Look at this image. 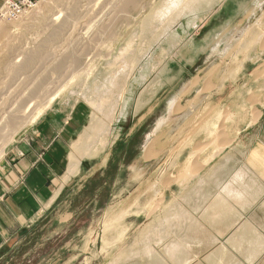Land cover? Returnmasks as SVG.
Returning <instances> with one entry per match:
<instances>
[{
  "label": "rangeland",
  "instance_id": "rangeland-1",
  "mask_svg": "<svg viewBox=\"0 0 264 264\" xmlns=\"http://www.w3.org/2000/svg\"><path fill=\"white\" fill-rule=\"evenodd\" d=\"M125 2L42 0L0 22V161L57 109L62 119L86 109L97 137L95 157L0 249V264H234L224 219L251 195L234 196V142L245 172L249 121L264 105V0H200L167 33L164 17L143 28L170 0ZM70 52L75 63L56 71ZM29 55L13 76L10 63Z\"/></svg>",
  "mask_w": 264,
  "mask_h": 264
},
{
  "label": "crops",
  "instance_id": "crops-1",
  "mask_svg": "<svg viewBox=\"0 0 264 264\" xmlns=\"http://www.w3.org/2000/svg\"><path fill=\"white\" fill-rule=\"evenodd\" d=\"M255 109L248 126L245 172L238 168L242 152H237L234 142V152L239 153L234 157V196L243 191L251 194L249 200L238 198L233 217L224 219L233 224L229 242L234 264H264V105ZM73 111V117L62 119L63 112L57 109L39 119L0 161V249L57 203L77 177L83 159L95 157L87 156L96 149L95 122L86 128L89 112L79 106Z\"/></svg>",
  "mask_w": 264,
  "mask_h": 264
},
{
  "label": "bare ground",
  "instance_id": "bare-ground-1",
  "mask_svg": "<svg viewBox=\"0 0 264 264\" xmlns=\"http://www.w3.org/2000/svg\"><path fill=\"white\" fill-rule=\"evenodd\" d=\"M122 1V0H121ZM186 0H170V2H169V5H168V10H170V11H166V12H164V11H160L159 12V14H158V17H156V16H150L146 21H145V23H144V30L145 31H148L149 33H151V32H153L154 31V29L152 30V31H150V27H154L153 26V24L155 23V22H157V20L156 19H159V20H162V18L164 17L165 18V20L168 22V24H167V26H165L167 29H161V31L162 30H164V31H162V33H167L168 31H169V29L171 28V26L176 22V21H179V18L180 17H182L183 16V14H188V13H190V12H193V11H195V9H196V5L195 4H198V2L200 1V0H189V2L188 3H186L182 8H180V5H182L183 4V2H185ZM192 1V2H191ZM121 3V2H120ZM138 3H139V0H126V2L123 4V5H121V6H119L120 8H121V11H126V10H129V9H132L133 11L134 10H136L137 9V7H138ZM208 5V4H207ZM205 6V5H204ZM166 10V9H165ZM120 11V10H119ZM118 12V11H117ZM122 13H124V12H122ZM119 14V13H118ZM163 14H165V15H163ZM117 15V14H116ZM149 23H153V24H149ZM12 25V24H11ZM114 25H115V23H114ZM197 27V26H196ZM103 28H105V27H103ZM113 28V27H112ZM5 29H6V27H5ZM110 30V29H109ZM143 30V31H144ZM4 31V30H3ZM3 31H1V32H3ZM7 31V30H6ZM56 31V30H55ZM158 31V30H157ZM0 32V33H1ZM106 32V31H105ZM160 32V31H159ZM154 33V32H153ZM155 33H157V32H155ZM9 34V33H8ZM146 34V33H145ZM161 34V33H160ZM158 36H159V34H157ZM57 37H58V32H53L51 35H50V37L49 38H51V39H53V38H55V40L57 39ZM143 42V41H142ZM44 48L45 47H41L40 49H38V50H36V53L35 54H31V55H33V57L34 56H37V57H39V58H42V56L44 55V53H46L45 52V50H44ZM90 49V48H89ZM88 50V49H87ZM86 50V51H87ZM94 50V49H93ZM8 53V52H7ZM10 54V53H9ZM31 55H29V56H27L26 58H25V61H24V63L23 64H21V65H15V64H13V63H10V71L12 72V75L14 76H17L19 73H22V72H27L30 68H29V66H28V62H29V58L31 57ZM132 55V54H131ZM6 58H7V56H6ZM125 58V57H124ZM129 58V57H128ZM8 59V58H7ZM10 59V58H9ZM8 59V60H9ZM131 59H133V58H131ZM125 60V59H124ZM123 60V61H124ZM127 60V59H126ZM130 60V59H129ZM69 62H71V63H75V58H74V52H70L67 56L65 55V57L63 58V60H62V62H61V64L56 68V71H60L61 69H63L64 68V66L67 64V63H69ZM133 62V61H132ZM31 63L33 64L34 63V61H31ZM126 63H127V61H126ZM132 66V65H131ZM9 67V66H8ZM131 68V67H130ZM129 69V68H128ZM116 70V69H115ZM127 70V69H126ZM134 70V69H133ZM112 71V70H111ZM30 72V71H29ZM44 72V71H43ZM122 72H124V65H122V67H120V69L117 71H113L112 73L114 74V75H118L119 73H122ZM126 73V72H125ZM45 74H47V73H45ZM24 75V74H23ZM25 76V75H24ZM120 77V76H119ZM117 78V77H116ZM118 79V78H117ZM114 81V80H113ZM120 81V80H119ZM123 81V80H122ZM111 82V81H110ZM115 82V81H114ZM117 82V81H116ZM1 83V82H0ZM9 84V83H8ZM7 84V85H8ZM11 84V83H10ZM110 84H112V83H110ZM114 85L116 84V85H118V84H120V83H113ZM113 86V85H112ZM105 88H106V85H105ZM108 88V87H107ZM109 88H110V86H109ZM118 88V87H117ZM114 90V89H113ZM99 91V90H98ZM97 92V91H96ZM105 92V91H104ZM101 94H102V92H101ZM105 94V93H104ZM114 94V93H113ZM99 97V96H98ZM102 98V97H101ZM31 100V99H30ZM30 100H28V101H26L25 102V104L24 105H22L21 107H20V110L21 111H23L24 109H25V107L26 106H29V104H30ZM113 101V100H112ZM101 103V102H100ZM100 103H98V104H100ZM109 104V103H108ZM107 104V105H108ZM117 104V103H116ZM174 104V103H173ZM116 106V105H115ZM119 106V105H118ZM172 106V105H171ZM105 107V106H104ZM115 108V107H114ZM95 109V108H94ZM20 110H18V113L20 112ZM110 112V111H109ZM39 117V115H36L35 116V119L33 120L32 119V122L34 121V122H36V120H38L37 118ZM17 115L16 114H14V116H12L11 117V119L9 120V122L11 121V123L13 124L14 122H17ZM256 121V120H255ZM97 123V122H96ZM7 125H8V123H7ZM96 125V124H95ZM98 126V125H97ZM11 127V126H10ZM95 129H96V127H95ZM1 132H2V129H0V135H1ZM93 132H94V130H93ZM11 133V132H10ZM95 133V132H94ZM6 139V138H5ZM152 146H150V148L149 149H147L148 151H147V153H146V155H145V158L146 159H149V158H151L153 155H154V153L155 152H153V150H152V148H151ZM196 173V167H194L193 168V171H192V173H190L189 175L190 176H192V175H194ZM197 175V174H196ZM166 197V196H165ZM164 198H162L161 199V204L164 202ZM158 204V203H157ZM158 207H159V205H154V210H153V212L156 210V209H158ZM152 212V213H153Z\"/></svg>",
  "mask_w": 264,
  "mask_h": 264
},
{
  "label": "built area",
  "instance_id": "built-area-1",
  "mask_svg": "<svg viewBox=\"0 0 264 264\" xmlns=\"http://www.w3.org/2000/svg\"><path fill=\"white\" fill-rule=\"evenodd\" d=\"M42 0H7L0 10V22L21 19L28 11L34 10Z\"/></svg>",
  "mask_w": 264,
  "mask_h": 264
}]
</instances>
